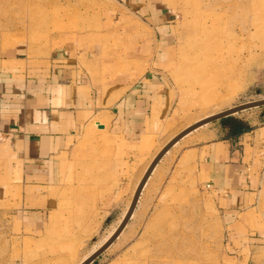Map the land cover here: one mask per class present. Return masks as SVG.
Returning a JSON list of instances; mask_svg holds the SVG:
<instances>
[{
    "label": "rangeland",
    "instance_id": "374dc122",
    "mask_svg": "<svg viewBox=\"0 0 264 264\" xmlns=\"http://www.w3.org/2000/svg\"><path fill=\"white\" fill-rule=\"evenodd\" d=\"M172 2L175 55L165 71L172 107L149 150L131 151L141 140L125 143L104 132V124L91 125L79 144L88 160L78 163L74 186L47 211L40 232L25 230L21 200L0 182V264H80L119 226L138 181L167 142L207 115L264 99V0ZM101 4L0 0V65L19 44L34 55L55 34L95 27ZM205 41L213 48L202 46ZM260 111L264 106L224 119L244 122ZM221 120L185 136L162 158L129 223L93 264H264V151L254 184L236 202L217 201L189 168L190 148L227 125ZM164 187L196 191L160 194Z\"/></svg>",
    "mask_w": 264,
    "mask_h": 264
},
{
    "label": "crops",
    "instance_id": "0c3cea01",
    "mask_svg": "<svg viewBox=\"0 0 264 264\" xmlns=\"http://www.w3.org/2000/svg\"><path fill=\"white\" fill-rule=\"evenodd\" d=\"M172 1L101 0L95 27L55 34L34 55L28 44H19L0 65V128L8 135L0 182L21 200L26 231H43L47 211L74 186L78 163L88 160L79 144L91 125L104 124V132L125 143L141 140L131 151L149 150L172 107L165 72L175 55ZM244 122L241 134L231 136L220 125L189 150V168L217 201L236 202L254 184L264 151V112ZM161 190L190 194L196 188ZM197 193L204 198L201 188Z\"/></svg>",
    "mask_w": 264,
    "mask_h": 264
},
{
    "label": "water",
    "instance_id": "95a60500",
    "mask_svg": "<svg viewBox=\"0 0 264 264\" xmlns=\"http://www.w3.org/2000/svg\"><path fill=\"white\" fill-rule=\"evenodd\" d=\"M264 106V99L261 100H257V101H252V102H247V103H243L237 106H234L232 108L226 109L216 115H213L211 117H208L206 119H203L202 121H199L197 123H195L194 125L188 127L187 129H185L184 131H182L181 133H179L176 137H174L164 148L163 150L157 155V157L154 159V161L152 162V164L150 165L147 173L145 174L144 178L142 179L140 185L137 188V191L134 195L131 207L127 213V215L125 216V218L123 219L122 223L119 225L117 231L112 235V237L102 246L100 247V249H98V251H96V253H94L91 257H89L86 261H84L82 264H93V262L95 260H97L115 241L116 239L119 237V235L121 234V232L125 229L126 225L129 223V220L131 219V216L134 212V210L136 209L138 200H139V196L141 195V190L145 184V182L147 181V179L149 178L150 174L152 173V171L155 169V167L158 165V163L161 161V159L165 156V154L177 143L179 142L181 139H183L185 136H187L188 134L192 133L193 131H195L196 129L219 121L221 119L230 117V116H234L240 112L243 111H247L250 109H254V108H259V107H263Z\"/></svg>",
    "mask_w": 264,
    "mask_h": 264
},
{
    "label": "bare ground",
    "instance_id": "6f19581e",
    "mask_svg": "<svg viewBox=\"0 0 264 264\" xmlns=\"http://www.w3.org/2000/svg\"><path fill=\"white\" fill-rule=\"evenodd\" d=\"M196 44H197V43H195V45H196ZM202 46L206 47L207 49H211V48H213V47H212V46H213V43H212V42H209V41H208V42L205 41V42L202 43ZM209 56L211 57V55H209ZM225 99H226V98L223 97V99L220 100V102H223V103H221V105L224 104ZM223 111H224V110H223ZM220 112H222V111H220ZM220 112H218V113H220ZM218 113H212V114H210V115H207V116H205L204 118H202V119L199 120V121H202L203 119H206V118L211 117V116H213V115H216V114H218ZM199 121H197V122H199ZM197 122H195V123H197ZM195 123H194V124H195ZM194 124H192V125H194ZM192 125H190V126H192ZM190 126H188V127H190ZM204 126H205V125H204ZM188 127H187V128H188ZM202 127H203V126H202ZM187 128H186V129H187ZM200 128H201V127H200ZM196 130H197V129H196ZM182 131H184V130H182ZM182 131H181V132H182ZM181 132H180V133H181ZM188 135H189V134H188ZM176 136H177V135H176ZM176 136H175V137H176ZM181 140H182V139H181ZM170 141H171V140H170ZM168 143H169V142H168ZM168 143H167V144H168ZM177 143H178V142H177ZM177 143H176V144H177ZM167 144H166V145H167ZM176 144H175V145H176ZM166 145H165V146H166ZM165 146H164V147H165ZM164 147H163V148H164ZM163 148L159 151V153L163 150ZM159 153H158V154H159ZM158 154H157V155H158ZM157 155L154 157V159L157 157ZM165 155H166V154H165ZM154 159L152 160V162L154 161ZM152 162H151V164H152ZM151 164H150V165H151ZM150 165H149V167H150ZM149 167H147V170H146L145 174L147 173ZM152 172H153V171H152ZM145 174H144L143 177L140 179V181H139V183H138V185H137V187H136V190H135V192H134V195H135V193H136V191H137V188H138V186L140 185L142 179L144 178ZM151 174H152V173H151ZM151 174H150V176H151ZM150 176H149V177H150ZM148 180H149V178L147 179V181H148ZM147 181L145 182V184H144L142 190L144 189L145 185L147 184ZM142 190H141V192H142ZM140 194H141V193H140ZM140 196H141V195H140ZM140 196H139V198H140ZM133 198H134V196H133ZM132 201H133V199H132ZM132 201L130 202V205L127 207V210H126V212H125V214H124V216H123V218H122L120 224L122 223L123 219H124L125 216L127 215L128 211H129V209H130V207H131ZM138 202H139V200H138ZM137 204H138V203H137ZM133 213H134V212H133ZM132 216H133V214H132ZM132 216H131V217H132ZM120 224H119V225H120ZM118 227H119V226H118ZM118 227H117L115 230H113V232H111L110 236H109L106 240H104L105 242H104L100 247H102V246H103V245H104V244H105V243H106V242L112 237V235L117 231ZM100 247H99L98 249H100ZM98 249H96V250H95L90 256L86 257V258H85L80 264H82V263H83L84 261H86L89 257H91L94 253H96V251H98Z\"/></svg>",
    "mask_w": 264,
    "mask_h": 264
},
{
    "label": "trees",
    "instance_id": "16d2710c",
    "mask_svg": "<svg viewBox=\"0 0 264 264\" xmlns=\"http://www.w3.org/2000/svg\"><path fill=\"white\" fill-rule=\"evenodd\" d=\"M226 119H222L221 122L224 124L226 122L227 125H223L229 129V133L231 136H237L244 132L247 129V125L245 122L238 120V119H227L229 121H225Z\"/></svg>",
    "mask_w": 264,
    "mask_h": 264
},
{
    "label": "built area",
    "instance_id": "2783aa9c",
    "mask_svg": "<svg viewBox=\"0 0 264 264\" xmlns=\"http://www.w3.org/2000/svg\"><path fill=\"white\" fill-rule=\"evenodd\" d=\"M0 96H1V86H0ZM8 140V135L7 133L3 132L0 128V151H1V147L2 145L7 142Z\"/></svg>",
    "mask_w": 264,
    "mask_h": 264
}]
</instances>
